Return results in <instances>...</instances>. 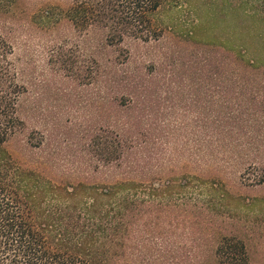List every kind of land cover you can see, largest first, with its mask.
Wrapping results in <instances>:
<instances>
[{"label":"trees","instance_id":"16d2710c","mask_svg":"<svg viewBox=\"0 0 264 264\" xmlns=\"http://www.w3.org/2000/svg\"><path fill=\"white\" fill-rule=\"evenodd\" d=\"M20 7L0 0V264H264V0L212 41L175 0L26 10L82 36L58 69L96 113L77 140L30 124Z\"/></svg>","mask_w":264,"mask_h":264},{"label":"rangeland","instance_id":"374dc122","mask_svg":"<svg viewBox=\"0 0 264 264\" xmlns=\"http://www.w3.org/2000/svg\"><path fill=\"white\" fill-rule=\"evenodd\" d=\"M175 1L181 8L175 12L180 17V22L186 26L198 23L203 28L201 35H208L211 41L223 35L224 26H227L232 18L231 9L235 3V0ZM41 2L43 0H20L19 17L8 26L14 30L12 41L15 47V58L19 67L25 70L23 76L29 84L28 94L34 95L27 99L26 107L37 101L44 109L37 113L34 124H30L47 136L49 133H54L55 136L62 138L72 134L77 140V135H83L80 134L83 132L82 128L91 124L90 120H94L96 113L89 109L88 99L85 94H82V89H75L73 80L66 76L69 71L64 67L63 74L58 69L61 64L59 58L64 47L70 50V54L79 50L78 56L82 61L85 60L84 44L80 43L81 39L78 38L82 36H76L65 27L48 33L31 23L30 13L27 14L26 10L39 8ZM77 45H80L79 49L76 48ZM80 93L81 99L77 101ZM178 135L181 139L186 136V131L179 132ZM260 224L259 233L262 234L264 223ZM262 235L264 242V232Z\"/></svg>","mask_w":264,"mask_h":264}]
</instances>
